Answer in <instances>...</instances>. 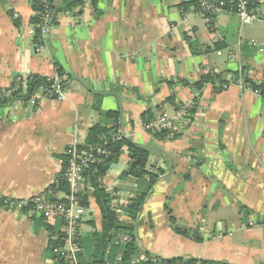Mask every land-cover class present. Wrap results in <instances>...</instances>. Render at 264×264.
I'll return each instance as SVG.
<instances>
[{"label":"crops","instance_id":"1","mask_svg":"<svg viewBox=\"0 0 264 264\" xmlns=\"http://www.w3.org/2000/svg\"><path fill=\"white\" fill-rule=\"evenodd\" d=\"M41 1L0 0V91L22 77L63 70L67 100L36 92L27 103L0 106L1 194L25 200L44 193L70 145H86L94 125L116 126V136L150 150L142 178H122L125 152L102 180L120 222L135 226L136 255L264 264V97L250 85H264V51L249 44L257 40L264 49V23L243 25L232 13L210 21L189 7L192 0H97L88 8L57 0L55 27L38 55L29 30ZM209 75L222 83L193 87ZM191 100L197 106L185 134L170 139L145 130ZM149 174L158 178L154 185ZM138 194L147 199L133 223L126 208ZM87 210L80 260L93 264L90 236L102 231L93 196ZM47 228L0 201V264H56ZM114 238L102 251L105 262L122 251Z\"/></svg>","mask_w":264,"mask_h":264},{"label":"built area","instance_id":"2","mask_svg":"<svg viewBox=\"0 0 264 264\" xmlns=\"http://www.w3.org/2000/svg\"><path fill=\"white\" fill-rule=\"evenodd\" d=\"M96 1L82 0V3L88 8L93 6ZM196 1L198 8H194V12L210 21L219 14L232 13L240 18L243 25H251L256 22L264 23V5L251 8L249 0ZM56 3L57 0H42L41 10L29 30V34L34 38L35 53L38 55L44 53L46 38L55 27ZM15 17L17 18L18 15ZM249 44L257 48L259 52L264 51L257 40H252ZM53 78L52 88L42 89L38 92H42L47 99L67 100L66 89L62 86L66 77L56 74ZM240 86L243 87L242 82H240ZM223 89H228V86L224 85ZM10 94L11 92H4L5 96ZM20 101L27 103L29 100L20 99ZM196 106V100H191L176 110L173 115L162 112L145 125V130L152 134L165 131L168 138H177L188 131L192 111ZM121 138V134H117L116 139ZM103 155H106V150L100 144L80 145L75 142L66 149L67 161L62 172L44 193L25 200H13L6 198L0 192V201L5 206L17 211L27 210L46 224L49 231L50 248L56 261H61L64 264H82L80 254L83 250V226L88 212L83 206V198L93 190L85 173L86 168L92 163H97L100 156ZM64 185L67 190L63 189ZM249 225L254 226V223L249 222ZM133 242L134 239L130 234L118 233L114 238V244L117 248H122V251L117 254L115 259L107 260L104 264H186L190 260L184 259L183 262L175 263L150 254L131 255L126 259L124 249ZM192 264L207 263L203 260H196Z\"/></svg>","mask_w":264,"mask_h":264},{"label":"trees","instance_id":"3","mask_svg":"<svg viewBox=\"0 0 264 264\" xmlns=\"http://www.w3.org/2000/svg\"><path fill=\"white\" fill-rule=\"evenodd\" d=\"M231 2L233 0H227ZM250 7L256 8V0H249ZM42 5V4H41ZM42 6H40L41 9ZM189 7L198 8V4L196 0H192L189 3ZM58 75L61 77H66L63 81L62 86L66 89L67 84L69 82V76L63 73V70L58 71ZM20 81H17L16 84L6 90L0 91V106H9L13 104L15 101H19L20 99L29 100L32 95L42 89H50L53 86L54 78L53 77H43L40 75H30L27 77H22ZM222 83V77L219 75L215 76H205L201 81L195 83L193 87L197 90L202 89L205 84L208 83ZM251 88L254 91L260 92V94L264 97V85L255 84L250 82ZM17 89V90H15ZM3 92V93H2ZM4 92H11L9 96H5ZM107 117H116L118 113L116 112H107ZM116 126L113 128H108L107 126L100 124L94 125L89 133L86 140V145L100 144L105 150L106 155L100 156V160L97 163H92L90 166L86 168V176L89 179V183L92 187V192L88 193L83 198V206L87 209L90 207V200L93 196L96 205L100 210V214L102 217V231L95 232L90 236V240L92 245L96 247V253L94 254L93 264H104V260L102 258V251L105 247L109 246L113 242L114 236L119 232L129 233L133 236L134 242L129 244L124 249L125 258L128 259L131 255H136L137 248L135 246V226L132 224L126 226L120 222L118 219V215L112 208V199L110 193L107 189L102 185V180L108 174L111 167L118 163L122 155L127 152L129 156V168L122 175V178H137L140 179L147 173L145 172L148 159L150 156V150L145 148L135 142H133L129 138L122 137L121 139H116L115 135ZM156 135H163L167 137V132H157ZM67 158L64 159V163H66ZM151 184L154 185L157 181V176L154 174H149ZM64 190H67V187L64 185ZM147 194H138L136 195L127 206V211L132 219L133 223H136L139 219L140 213L142 212L143 206L146 202ZM173 225L175 226V219H171ZM89 225L95 226V221L91 220L88 222ZM48 229V228H47ZM177 234L182 235L187 238H193L196 242H202V238L193 233L191 230H184L182 228H175ZM51 250V248H50ZM113 259V258H112ZM197 259H190L186 264H192L196 262ZM183 258H177L170 260V262H183ZM207 264H226L223 262L206 260L204 261ZM56 264H64L61 261H56Z\"/></svg>","mask_w":264,"mask_h":264},{"label":"rangeland","instance_id":"4","mask_svg":"<svg viewBox=\"0 0 264 264\" xmlns=\"http://www.w3.org/2000/svg\"><path fill=\"white\" fill-rule=\"evenodd\" d=\"M231 241H233V242H237L238 241V233H236L234 235V237H233V239ZM85 251H86L87 255H89L91 253V245H90L89 242L86 244V250ZM169 257H173V256H169Z\"/></svg>","mask_w":264,"mask_h":264}]
</instances>
